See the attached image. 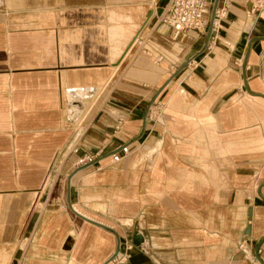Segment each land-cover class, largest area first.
Segmentation results:
<instances>
[{
  "label": "crops",
  "instance_id": "obj_1",
  "mask_svg": "<svg viewBox=\"0 0 264 264\" xmlns=\"http://www.w3.org/2000/svg\"><path fill=\"white\" fill-rule=\"evenodd\" d=\"M168 1L0 0V264H264V9Z\"/></svg>",
  "mask_w": 264,
  "mask_h": 264
},
{
  "label": "built area",
  "instance_id": "obj_2",
  "mask_svg": "<svg viewBox=\"0 0 264 264\" xmlns=\"http://www.w3.org/2000/svg\"><path fill=\"white\" fill-rule=\"evenodd\" d=\"M211 4L212 0H169L164 7L165 12L162 15V22L171 27L174 36H178L187 31L205 32L208 27ZM263 9L264 0H252L250 7L251 13L256 14ZM225 11V7H217L213 27L216 22L224 16ZM77 151V149H74V152ZM128 152V146L121 145L111 152L110 156L113 161H118L122 155H126ZM99 156V154H89L85 152L78 156L75 165L79 167L92 163L94 159ZM124 258L125 256L121 258L116 256L112 261L115 262V264H119Z\"/></svg>",
  "mask_w": 264,
  "mask_h": 264
},
{
  "label": "water",
  "instance_id": "obj_3",
  "mask_svg": "<svg viewBox=\"0 0 264 264\" xmlns=\"http://www.w3.org/2000/svg\"><path fill=\"white\" fill-rule=\"evenodd\" d=\"M163 1H167V0H163ZM218 1L219 0H214L213 1V4H212V8H211V12H210V17H209V23H208V27H207V31H206V35H205V42H204V45H203V47H202V49L200 50V52H202L205 48H206V46H207V44H208V42H209V39H210V37H211V33H212V30H213V22H214V17H215V12H216V9H217V7H218ZM160 8H159V10H158V12H162L163 11V7L160 5L159 6ZM199 52V53H200ZM192 59H190L189 61H187V62H185L184 64H182L174 73H173V75H172V77L173 76H175L183 67H185L186 65H187V63H189L190 61H191ZM158 93V92H157ZM157 95V94H156ZM156 95H155V97H156ZM155 97L152 99V101L155 99ZM152 101H151V103H152ZM151 103L149 104V106H148V108H147V110H146V114L148 113V111H149V108H150V106H151ZM78 169H76L75 171H73L72 173H71V175L69 176V180H70V178H71V176L77 171ZM85 218V217H84ZM85 219H87L88 221H90V222H92V223H95V224H97V225H99V226H101V227H103V228H105V229H107V230H110V231H112V232H114V233H116L112 228H110V227H108V226H105V225H103V224H100V223H97V222H95V221H93V220H90V219H88V218H85ZM118 251H119V238H118V246H117V250L115 251V253L111 256V258L109 259V261H111V260H113L116 256H117V254H118Z\"/></svg>",
  "mask_w": 264,
  "mask_h": 264
}]
</instances>
